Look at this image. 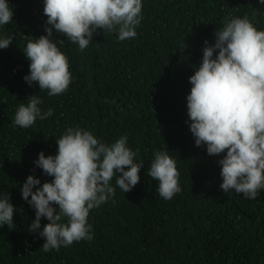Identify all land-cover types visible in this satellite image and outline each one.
<instances>
[{"label":"trees","instance_id":"obj_1","mask_svg":"<svg viewBox=\"0 0 264 264\" xmlns=\"http://www.w3.org/2000/svg\"><path fill=\"white\" fill-rule=\"evenodd\" d=\"M13 20L0 26V194L15 206L14 228L0 227V264H264V189L255 199L220 188V157L195 146L189 129V77L202 61L204 41H215L225 17L247 15L264 30L259 0H142L135 38L120 41L116 32L98 30L80 51L53 32L68 57L72 81L49 96L23 79L30 61L25 36L39 37L47 17L44 0H9ZM38 95L40 108L53 115L30 128L13 124L17 107ZM80 126L102 142L127 135L139 150L140 181L129 192L118 187L108 202L89 212L94 239L44 252L45 238L28 231L34 209L22 198L28 175L50 181L34 161L43 151L55 155L56 139ZM156 151H167L180 173L181 191L171 200L158 193L148 175ZM115 186V178L111 181ZM35 190V189H34ZM30 199V197H29ZM48 221L41 218V229Z\"/></svg>","mask_w":264,"mask_h":264},{"label":"clouds","instance_id":"obj_2","mask_svg":"<svg viewBox=\"0 0 264 264\" xmlns=\"http://www.w3.org/2000/svg\"><path fill=\"white\" fill-rule=\"evenodd\" d=\"M142 7V0H44L46 34L24 37L22 51L30 63L23 79L30 86L38 84L50 97L64 93L72 75L68 57L58 47L64 40L55 39L54 30L78 44L80 51L98 30L116 32L120 41L132 39ZM12 18L9 0H0V26ZM214 35V43L204 41L202 61L189 77L186 122L190 121L195 146L220 157L223 192L235 190L255 199L264 189V30L244 15L225 17ZM13 39L0 38V49L8 48ZM26 99L17 107L15 126L30 128L37 118L53 115L51 108L42 113L40 96ZM127 141L122 135L105 143L90 130L68 127L56 139L55 155L38 154L35 166L52 179L41 184L39 177L28 175L21 194L35 211L28 231L45 238L44 252L94 239L90 210L112 199L116 187L126 193L139 183L143 162H136L139 150L133 151ZM148 175L159 182L158 193L165 200L181 191L176 161L167 151L154 153ZM14 211L10 194H0V227L14 228ZM41 218L48 221L42 229Z\"/></svg>","mask_w":264,"mask_h":264}]
</instances>
